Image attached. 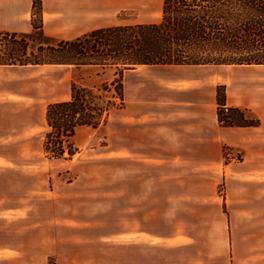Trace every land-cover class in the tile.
<instances>
[{"label": "crops", "instance_id": "crops-1", "mask_svg": "<svg viewBox=\"0 0 264 264\" xmlns=\"http://www.w3.org/2000/svg\"><path fill=\"white\" fill-rule=\"evenodd\" d=\"M125 9L126 0H41L39 18L45 36L72 41L122 26L115 21ZM33 18V0H0V31L31 33ZM29 67L0 66V72ZM220 67L139 66L125 72V79L140 84L135 100L125 92L124 108L117 111L124 114L118 159L134 171L128 179L124 175V222L102 236L103 264L116 261L110 249L116 250V264H264V65L226 72ZM140 68L152 70L140 74ZM219 86L225 87L226 105L244 110L257 127L220 126ZM225 146L244 149V173L223 166ZM223 180L227 199L213 205ZM173 183L176 190L169 188ZM157 197L166 199L165 233L152 202Z\"/></svg>", "mask_w": 264, "mask_h": 264}, {"label": "rangeland", "instance_id": "rangeland-1", "mask_svg": "<svg viewBox=\"0 0 264 264\" xmlns=\"http://www.w3.org/2000/svg\"><path fill=\"white\" fill-rule=\"evenodd\" d=\"M162 2L126 0V9L115 23L156 22ZM228 67L218 70L233 69ZM149 69L140 68L138 73ZM10 73L0 72V264H103L102 236L117 232L119 221L124 222L121 208L128 205L127 177L134 171L133 164L118 159L119 119L123 121L124 114L114 112L108 124L98 129H79L73 139L76 155L53 160L43 150L46 111L51 104L69 100L73 83L98 88L118 75L114 69L49 65ZM123 84L124 95L129 92L135 100L140 80L123 75ZM244 162V149L223 147V166L244 173ZM158 186L162 189L160 182ZM176 187L175 183L169 186ZM216 190L213 205L227 199L224 180ZM152 202L158 209L159 232L165 233L161 223L166 199L157 197ZM109 255L116 264V250L110 249Z\"/></svg>", "mask_w": 264, "mask_h": 264}, {"label": "trees", "instance_id": "trees-1", "mask_svg": "<svg viewBox=\"0 0 264 264\" xmlns=\"http://www.w3.org/2000/svg\"><path fill=\"white\" fill-rule=\"evenodd\" d=\"M41 0H33V30L0 31V66H66L114 69L118 75L98 88L73 83L67 101L46 111L44 154L72 159L81 128L98 129L124 108L123 75L139 66L264 65V0H163L161 18L152 23L95 30L72 41L44 35ZM217 89V118L224 128L257 127L244 110L227 107Z\"/></svg>", "mask_w": 264, "mask_h": 264}]
</instances>
